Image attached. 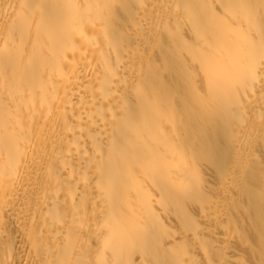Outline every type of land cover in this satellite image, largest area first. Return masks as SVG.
<instances>
[{"label":"bare ground","instance_id":"obj_1","mask_svg":"<svg viewBox=\"0 0 264 264\" xmlns=\"http://www.w3.org/2000/svg\"><path fill=\"white\" fill-rule=\"evenodd\" d=\"M0 264H264V0H0Z\"/></svg>","mask_w":264,"mask_h":264},{"label":"rangeland","instance_id":"obj_2","mask_svg":"<svg viewBox=\"0 0 264 264\" xmlns=\"http://www.w3.org/2000/svg\"><path fill=\"white\" fill-rule=\"evenodd\" d=\"M250 239H251V242L254 244L255 238L251 237ZM246 257L249 258L248 256H246Z\"/></svg>","mask_w":264,"mask_h":264}]
</instances>
